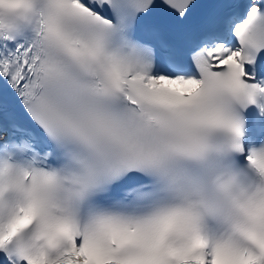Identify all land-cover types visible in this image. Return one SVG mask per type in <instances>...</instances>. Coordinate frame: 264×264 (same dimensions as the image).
Listing matches in <instances>:
<instances>
[{"label":"snow or ice","instance_id":"snow-or-ice-1","mask_svg":"<svg viewBox=\"0 0 264 264\" xmlns=\"http://www.w3.org/2000/svg\"><path fill=\"white\" fill-rule=\"evenodd\" d=\"M0 264H264V0H0Z\"/></svg>","mask_w":264,"mask_h":264}]
</instances>
